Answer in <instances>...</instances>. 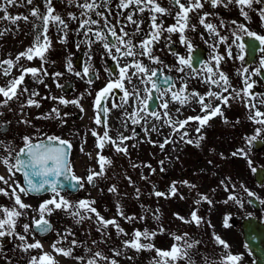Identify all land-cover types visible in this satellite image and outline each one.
Masks as SVG:
<instances>
[{
    "label": "snow or ice",
    "instance_id": "snow-or-ice-1",
    "mask_svg": "<svg viewBox=\"0 0 264 264\" xmlns=\"http://www.w3.org/2000/svg\"><path fill=\"white\" fill-rule=\"evenodd\" d=\"M26 4L33 5V0H25ZM68 3H74L75 0H67ZM110 0H103L102 4H98L96 0H83V2L77 3L76 6L81 9L80 16L87 17L86 19L79 20L74 13L69 12L68 17L70 20L79 21V28L77 32L79 33L81 29H84L83 35L89 37V33L95 37V39H89L87 41L89 45V54L88 59L91 60V45L97 41L102 42V47L106 53L117 62V68L119 70L118 78L114 80H109L106 85L96 91L95 98L93 101V106L95 110V116L93 123L98 127H103L102 135L99 134L94 129H89L91 136L96 138L95 148L100 151L96 152L95 159L96 163L99 165V171H93L89 169V173L86 176V181L88 184L95 186V181L98 178L105 177L106 171L112 165V161L100 154L103 149L111 144L117 153H122L124 155L128 154V148L125 145V141L132 139L133 137L123 136L122 134L117 138L113 139L109 135V123H108V112L109 108L103 106L104 102L107 101L110 97L115 95L114 90H119L123 93L119 97V103H112L111 107L116 108H131V112H127L126 115L131 119L133 125H139L141 121L149 123V118L161 123V127L167 126L172 130L173 134H179L180 139L185 144H194L199 147L200 142L205 139V136L202 134V129L209 126V121L217 116H220L224 123H228L226 117L224 116L223 108L231 107V101L240 100L243 103V106L249 110L250 115L248 119L257 125L255 129V134L250 137H246V141L251 144L256 141L258 137L264 134V111L261 110V107L264 106V98H260L257 103H252L253 99H257L256 94L251 90L254 87V82L251 81L252 75H260V69H254L252 73L249 74L248 68H243L240 71L242 78L243 88L237 89L233 87L230 83V78L219 69V64L224 58L220 55H213L212 60L214 61L213 65L205 63L201 68L197 69L193 67V62L198 60V57L194 54V48L192 42L187 38L185 33L187 31H195V26L190 24V13H196L199 10L205 8L206 4H210L213 9L223 6L227 8L230 5H235L240 13V16L243 17L245 21L250 20V11L256 12L259 16L264 27V7L254 8L253 5H259L264 3V0H187V3L182 2V0H170V3L173 5L175 11V20L174 24L164 26L163 21L158 22V16H165L169 14V9L161 7L158 3V0H120L118 7L123 11L128 9L130 6H135V10L138 13H144L148 11L151 13L149 16L150 30L147 35L139 42V44H134L131 39L125 40L124 38L129 36V33L125 31L124 27L119 29L120 34H117L115 27L112 25L111 21L107 16L102 12L97 11V9L104 7L106 11L110 13V8H108ZM23 6L19 3V0H0V13H3V16L0 19L10 20L11 23L15 24L17 21L23 19L28 21L27 16L17 15L11 17L8 13V7ZM45 12L41 13L39 8L32 7L30 15L35 17L37 20L42 21L43 27L38 32L33 42V45L27 48L24 52H21L16 55L15 62H19L22 58L28 61H32L34 58L41 60L40 68L36 67H24L20 66V74L15 78L8 81L6 86H0V108H6L8 111H11L10 102L19 100L20 96L29 93V98L25 103L20 105V108L25 107H41L39 101L33 99L32 97L39 96V92L32 91L29 92L27 87H22L25 83V77L31 75L34 82L38 84H43L44 81L41 79V76H49L50 74L44 68V61L46 59V52L51 47V40L49 39V28L54 25L57 27L58 31L64 33V36H61L60 43L65 42V36L67 35V29L69 28L68 23L58 14H55L56 9L54 6V0H44ZM94 12L97 17L100 19H93L89 13ZM213 13L204 12L203 15L198 17L199 23L204 27L205 31L208 32L211 36L217 37L220 44H224L227 41V37L221 36L220 32L217 31L216 26L207 22L206 20ZM127 21L135 25V34H142L143 29L141 28V22L133 19V14L128 13L126 15ZM103 21L104 28L108 29V35L113 37L114 42L109 43L107 37L104 34L103 28L93 32L90 25H99L100 21ZM117 23L119 21L117 20ZM231 24L235 26L231 30L232 44L228 45L227 54L231 59L233 58V53L231 51L232 45H235L238 49L239 54L235 57L236 59L243 61L244 60V51L245 44L242 41L243 36H247L254 41H258L261 46H264V35H259L250 30L245 24L238 23L237 21H231ZM39 25H33V30L35 31ZM220 28L227 27L225 24L221 23ZM164 32L167 33H179L180 43L184 45L188 52V57L185 58L179 54L173 52L172 55L176 57V66L168 65L163 63V61L156 55H154L153 48L154 45L159 43L161 36ZM3 32H0V35H3ZM203 38V37H202ZM80 47V44H77V48ZM209 47L215 49L217 45L209 44ZM252 47V45H248ZM139 49V51H136ZM114 50V53H113ZM261 51L264 52V47H261ZM131 58V61L120 65L119 60L121 58ZM137 57H144L150 60L153 65H162V67H148L145 65L142 60ZM0 65H6L3 68L2 74L7 77L11 75L12 69L15 67V63L12 60H0ZM90 65L85 67L84 75H89ZM260 67L264 68V59L260 61ZM191 69L190 72H186L185 69ZM68 70L71 71V63L68 64ZM165 70L175 71L180 75L179 79L181 81H186L187 79H200L201 83L211 84L218 91H213L211 88L205 93L200 94L195 91L189 92L188 85L186 82L181 83L179 87L174 82L173 78L165 75ZM247 74V75H246ZM53 80L60 77L62 73L56 72L51 74ZM80 75V73H76ZM112 73L109 72V76ZM160 77L157 81L156 77ZM99 79V76H97ZM138 81V83H136ZM126 82V83H125ZM92 83V81H88ZM160 84H163L164 87L161 88ZM131 85V89L127 87ZM140 85H145L143 88L144 95L141 96ZM147 85H150L148 87ZM60 87V85H57ZM45 87L47 85L45 84ZM153 93L156 94L155 99L161 101L158 107L162 112L155 110L150 111L152 107L149 104V101L153 99ZM264 97V94H261ZM165 97H170L172 104H179L180 107L175 108V112L179 114L181 108L188 105L192 100H195L196 104L199 105L200 113L194 116H188L183 120L173 119L172 113L169 110L170 101L165 99ZM51 99H57L56 97H50ZM59 104L75 105L80 109L81 112H84L85 109L81 107L79 100L72 99L67 100L63 97L58 98ZM213 100L219 101L213 107ZM207 101V102H206ZM138 102V103H137ZM195 111V109H193ZM101 113H103V119L101 118ZM143 113V115H141ZM53 114L56 119H61V113L58 108H53L50 113L45 114L44 116L37 117V119H51ZM2 115V113H0ZM66 115V114H65ZM197 122L198 126L195 128L197 138L195 140L187 138L189 133L186 129V126L190 122ZM64 121H62L63 123ZM239 123V121H236ZM20 123L31 126L29 120H21ZM6 125L0 124V128H5ZM145 133L157 131V126L152 124L150 128H145ZM37 135H25L22 137L23 146L18 149V151L12 147L8 146L4 148V151L7 153L4 156H0V165L5 169L6 175H0V183H3L7 186L8 190L5 188H0V196L8 197L13 206L3 207L0 206V213H2V218H0V238L4 237H14L16 240L23 242L17 247L21 248L23 251H28L30 249H43V245L40 241H35L32 243L27 242V234L30 230V227H35L38 229L41 234L47 233L50 228V221L46 219V216H50L54 210H62L69 213L73 218L76 219V223H82L85 220H92L93 216L95 221L98 223L96 231L102 232V229H107L109 226H113L116 229L118 235H128L125 233L124 229L119 226L115 219L107 220L94 207V200H79L75 204L66 200L60 193V188L64 187L61 184L60 178L68 181L70 186L83 188V181L81 177L75 175L73 170V165L70 160L71 150L73 145L68 140L62 139L56 135H47L41 133L39 129L36 130ZM152 143L151 140L148 141ZM175 143L174 140L170 138H165L163 142L159 143L161 150L165 148L167 144ZM3 142L0 141V145ZM81 152L84 151V148L81 147ZM242 155L246 156L243 149H237L232 155ZM89 158H92V155L89 153ZM163 164V161L160 162ZM211 163V161H209ZM249 166H251V161H248ZM133 167H138V165H132ZM145 167L151 168V165H145ZM153 171H155L153 169ZM161 171H164L161 168ZM253 172H256L255 168H252ZM17 174L22 176L23 182L17 178ZM141 179H146V177H141ZM190 188H195L196 185H189L187 181L183 182ZM223 183V181L221 182ZM176 182L170 186L169 193H163L160 191H154L153 194L156 197L170 198L171 196H176L177 188L175 186ZM243 187V185H241ZM227 191V187L225 188ZM249 196H252L253 193L244 189ZM110 193H116L117 189L115 186H112L108 189ZM42 192H50L52 195L49 199L42 201L38 208L35 210L39 214V219L33 217L32 225L24 224L23 231L25 234H20L16 231L17 222L20 217L25 215V210L30 209L32 206L30 204L24 203L22 196L26 197L32 194H40ZM139 193V189H137ZM138 198V197H137ZM181 199L184 197L181 196ZM237 198L234 195H229L226 201L223 203H228V201H236ZM202 201L211 203L207 196L201 195L200 199L195 201L196 204L201 203ZM238 202V201H237ZM264 203V201H261ZM91 214V215H90ZM117 215L124 218L126 221H135L137 218L135 216H125L124 213L120 210V206L117 205ZM177 219L181 220L183 223H194L197 227H200L205 223L204 218L198 216L197 210L191 212V219H185L180 217L178 214H174ZM139 219L143 220L144 217ZM158 219V217H157ZM209 227H212L210 222H207ZM225 227H230L228 224V218H225L224 221ZM159 232H163L164 229L161 227L158 229ZM67 235H73L72 233H67ZM103 235H107L106 232ZM157 235V231H149L145 229L144 231L134 230L131 234V239L123 241V248L131 249L136 252L141 251H154L155 257L153 258V264H178L179 261H182L183 264H196L194 257L198 254L197 251H192L197 248V245L201 243L199 240L188 241L184 238L187 237V233L181 235H176L174 240L177 243H173L170 249L163 250L155 248V245L151 242L142 243V240L152 241ZM66 236H61L60 239L53 242L51 245L53 251L64 257H71L75 260L83 261L84 257L73 256V248L78 246L76 240L71 241L72 247L63 248L58 247L62 244ZM184 240L183 246L178 242ZM213 240L217 246H221L224 250H228L230 245L222 239L220 236L213 234ZM103 242V241H101ZM96 241H93L95 244ZM247 247V246H246ZM89 252L91 250L89 249ZM114 257H120L124 255L123 249L112 252ZM127 259L132 260L134 257L128 256ZM242 256L238 254H232L231 252L226 251V255L220 257L219 264H240ZM99 261H104L105 264H118L116 259H110L105 256L102 252L96 251L91 254V257L87 259L86 264H98ZM29 264H56L54 257L49 254L42 252L39 257H32L29 261Z\"/></svg>",
    "mask_w": 264,
    "mask_h": 264
},
{
    "label": "rangeland",
    "instance_id": "rangeland-1",
    "mask_svg": "<svg viewBox=\"0 0 264 264\" xmlns=\"http://www.w3.org/2000/svg\"><path fill=\"white\" fill-rule=\"evenodd\" d=\"M102 0H96L100 4ZM83 2V0H75L74 3H68L67 0H54V6L56 9L55 14L60 15L69 25L67 29V35L65 36V42L60 43L61 36L64 33L58 31L57 27L52 25L49 28V39L51 40V47L46 52V59L44 61V68L50 74L49 76H41L43 79V84H38L34 82L33 77L28 75L25 77V83L22 87H27L29 92L37 91L39 96L32 97L33 99L39 101L41 107L33 109L35 114V124H39L41 121L48 122L50 125V133L58 134L59 136L67 137L68 139L74 141V153L71 156V162L73 165V170L77 174H81L84 181V186L78 192L72 195H64L63 197L75 204L79 200H94L96 203L94 207L105 219H115L121 228L124 229L125 233L128 235H118L115 227L109 226L107 229H102V232H97L96 228L99 226L95 221L93 216L92 220H85L82 223H76V219L73 218L69 213L62 210H54L55 213H59L57 219L50 217L53 220V228L49 233L45 235H38L36 232L30 230L27 234L23 231V225L29 224L31 226L33 217H39V214L35 211L38 205L46 199L43 197H22L24 203L30 204L32 207L25 210V215L20 217L17 222L16 231L20 234H25L27 237V242L32 243L35 241H40L43 245V249H30L28 251H23L17 245H21L23 242L16 240L12 237L9 245H13L14 256L13 259L16 264H29L32 257H39L42 252L51 254L56 264H86L88 258L91 254L100 251L105 256L110 259H116L118 264H153V258L155 257L154 251H141L136 252L131 249L123 248V241L131 239V234L134 230L144 231L145 229L149 231H157V235L154 240L146 241L142 240V243H153L155 248L168 250L171 248L173 243H177L174 240L176 235H181L187 233L185 240L193 241L194 239L208 238L205 236L206 229L202 226L197 227L194 223H183L181 220L177 219L174 214H178L180 217L185 219H191V212L200 208L202 205H206V202L202 201L196 204L195 201L200 199L201 195L211 196L214 192V185L223 183L226 186L233 185L236 183L234 170L235 161L232 160V154L235 152V148L238 143L234 137L230 138L231 135L236 131V125L238 120L243 118L244 110L242 111L238 100L231 101V107L223 108L224 116L226 117L228 123L222 124L218 123V127L215 125L214 121L218 119L222 120L220 116H217L216 120L209 122V126L202 129V134L205 139L200 142L199 147L194 144H185L181 139L179 134H173L172 130L166 125L161 127L159 121L152 120L149 118V123L141 121L139 124L140 131L138 133L133 132L134 125L131 123V119L126 115L127 112H131V108L125 106V108L111 107L112 103H119V97H110L106 106L110 109L108 112V123H109V135L113 139H117L121 134L127 137H133L132 139L126 140L125 145L128 148V154L124 155L122 153H117L111 144L107 145L103 151L100 152L101 155L112 161L111 167L106 171L105 177L98 178L95 181V186H90L86 181V176L89 173V169L93 171H99V165L96 163L95 155L96 152L100 151L95 148L96 138L91 136L89 129L96 130L102 135L103 127H98L93 123L95 116L94 106L89 102L93 103L96 91H99L106 85L109 80H114L119 76V70L117 68L114 74L109 76V71L107 67L108 59H112L102 47V42L97 41L91 45V56L92 59H88L89 45L87 41L89 39H95L92 33H89V37L83 35L84 29L77 32L79 28V21L70 20L68 13L72 12L79 20L86 19L87 17L80 16V11L76 4ZM19 3L23 6L8 7V13L11 17L17 15L27 16L28 21L23 19L17 21L15 24L11 23L10 20L0 19V60H12L15 63V67L12 69L11 75L5 77L0 74V86H6L8 81L20 74V66L24 67H36L40 68L41 60L34 58L32 61L26 59H21L19 62H15V57L17 54L24 52L27 48L33 45L36 35L42 29V21L37 20L35 17L30 15L32 7L39 8L41 13L45 12L44 0H33V5L26 4L25 0H19ZM120 0H110L108 8H110V13L105 10L104 7L97 9V11L102 12L105 16L109 18L115 30L120 34L119 29L124 27L125 31L129 33V36L124 39H131L134 44H138L135 34V25L130 24L126 15L128 13L133 14V19L137 20L138 12H131L135 10V6H130L128 9H121L118 7ZM93 19L99 20L100 18L95 15L94 12L89 13ZM3 13H0V17ZM117 20L119 23H117ZM138 21V20H137ZM39 25V27L34 31L33 25ZM103 26V21H100L99 25H90L93 32L101 29ZM134 35V36H133ZM137 36V35H136ZM77 44L80 47H85L86 49V65L91 66L90 68L96 73V78L92 80V83H88L83 73H80L73 65L71 57L79 50ZM139 51V49H136ZM114 53V50H113ZM115 54V53H114ZM154 55H156L154 53ZM142 60V62L148 67H155L150 60L144 57H137ZM131 61V58H121L119 60L120 65H124ZM71 63V71L68 70V64ZM6 65H0V73H2L3 68ZM186 72H190V69H185ZM62 73V75L53 80L51 74ZM80 73V75H76ZM181 74L177 73V87L181 83L193 84V89H188L189 92L195 91L200 94L205 92V83H201L200 79H187L186 81H181L179 79ZM99 76V79H97ZM69 77L76 78L79 83L78 87L72 94L64 95L59 87L60 81ZM126 83V82H125ZM138 83V81H136ZM45 84L47 87H45ZM150 87V85H147ZM131 89V85H127ZM141 89V96L144 95L143 88L145 85L139 86ZM218 91V90H217ZM50 97H56L57 99H51ZM65 98L67 100L77 99L80 105L85 109L81 119L72 118V115L78 109L75 105H61L59 104L58 98ZM29 98V93H25L20 96L19 100L10 102L11 109L14 106L20 107L22 103H25ZM2 99V98H0ZM170 101V97H165ZM215 101V100H213ZM138 103V102H137ZM180 107L179 104H172L170 101L169 110L175 111V108ZM53 108H58L61 113V119H56L54 114L51 119H37L38 116H44L50 113ZM195 109V111H193ZM155 111L162 112L161 109L155 108ZM0 121L8 118V110L6 108H0ZM66 114V115H65ZM200 113L199 105L196 104L195 100H192L188 105L181 108L179 114L172 113L173 119L183 120L189 115H197ZM143 115V113H141ZM62 121H64L62 123ZM232 122V123H231ZM152 124L157 126V131L145 133V128H150ZM198 126L197 122H190L186 126L189 136L187 138L195 140L197 138V133L195 128ZM9 131L3 134L5 137L9 136ZM165 138H170L175 141V143L167 144L163 150L158 146L159 143L163 142ZM151 140L152 143L148 141ZM81 147L84 151L81 152ZM92 155L89 158L88 154ZM163 161V164L160 162ZM211 161V163H209ZM132 165H138V167H133ZM145 165H151V168L145 167ZM161 168L164 171H161ZM153 169L155 171H153ZM0 171L5 172V169L0 165ZM6 173H4L5 175ZM146 177V179H141V177ZM187 181L189 185H196L195 188H190L183 182ZM176 182L175 186L177 191L181 195L171 196L170 198L156 197L153 192L160 191L163 193H169L170 186ZM115 186L117 189L116 193H110L108 189ZM178 186V187H177ZM1 188L7 189L6 185ZM139 189V193H137ZM49 198L52 194H48ZM184 198L181 199L180 197ZM138 197V198H137ZM188 200H193L190 202ZM3 201V199H2ZM117 205L120 206V210L125 216H135L137 219L135 221H126L121 216L117 215ZM0 206H3L0 204ZM13 206V205H12ZM4 207V206H3ZM11 208V207H10ZM203 211L199 212L203 215ZM2 213H0V218H2ZM91 215V214H90ZM144 217L143 220L139 219ZM158 217V219H157ZM163 228V232H159L158 229ZM72 233L73 235H67V233ZM106 232L107 235H103ZM61 236H66L64 242L58 247L69 248L72 247L71 241L76 240L78 246L73 248V256L84 257L83 261H77L71 257H64L62 255L56 254L51 245L53 242L61 238ZM2 238H0L1 240ZM93 241H96L93 244ZM103 241V242H101ZM205 242V241H203ZM181 246L184 244V240L178 242ZM3 247L2 245H0ZM89 249L91 252H89ZM123 249L124 255L120 257H114L113 250L119 251ZM204 253H198L194 259L196 264H201L200 261L205 259ZM128 256L134 257V259H127ZM11 258V257H10ZM5 263H12L9 260ZM98 264H105L104 261H99ZM178 264H183L179 261ZM203 264V263H202Z\"/></svg>",
    "mask_w": 264,
    "mask_h": 264
},
{
    "label": "flooded vegetation",
    "instance_id": "flooded-vegetation-1",
    "mask_svg": "<svg viewBox=\"0 0 264 264\" xmlns=\"http://www.w3.org/2000/svg\"><path fill=\"white\" fill-rule=\"evenodd\" d=\"M182 2L187 3V0H182ZM102 3L103 0L100 4ZM158 3L161 7L169 9V14L165 16H158V22L162 20L165 27L174 24L175 20L173 17L175 16L176 9H174L170 0H158ZM253 7L257 9L264 7V3L259 5L254 4ZM131 12L136 13L133 9ZM204 12L214 14L207 18L206 23H213L216 26L217 31L220 32L221 36L228 38L224 44H220L219 39L211 36L199 23L198 17L203 15ZM150 15L151 13L148 11H145L142 14H137L136 19L141 22V28L143 29V33L138 34L139 42L150 30ZM189 15L191 17L190 24L195 26V31L189 30L185 33V35L193 44V48L195 50L194 54L198 57V59L202 57L200 66H203L205 63L213 65L214 61L212 60V56L214 54L223 56L224 58L219 64V69L230 78L231 85L237 89H241L244 86L242 84V78L239 70L246 67L248 68L250 74L254 69H260V75H252L250 81L254 82V87L251 91L256 94L257 97V99H253L251 102L258 104V100L260 98H264L261 96V94H264V68L260 67V61L261 59H264V52L261 51V47L264 46H261L258 41H254L247 36H243L241 42L245 44V51L243 53L245 57L244 60L240 61L235 58L239 54L235 45H232L231 48L233 58L230 59L227 54L228 45L232 44V40L234 39L231 30H233L235 26L231 24V21L235 20L238 23L245 24L251 31L259 35H264V27L261 26L262 22L256 12L250 11V20L245 21L243 17L240 16L239 10L235 5H230L227 8L220 6L213 9L210 4H206L204 9L199 10L196 13H190ZM221 23L225 24L227 27L220 28L219 26ZM209 44H215L217 47L213 49L212 47H209ZM248 45H252V47H248ZM153 52L163 61V63L172 66H176V57L172 55L173 52L185 58L189 55L186 47L180 43L179 33L170 34L164 32L159 43L154 45ZM155 67H162V65H155ZM164 74H171L174 82L177 84V72L174 70H165ZM187 85L188 89H193V84L189 85L187 83ZM210 88L213 91L217 90L213 85L206 84V92ZM160 103L161 101L157 100V109H160L158 107ZM238 103L242 108L241 110H244V115L242 119L238 120L239 123H237L236 131L232 137H234L238 143L235 152L237 149H243L246 156H242L240 154L233 156L235 161L234 170L236 171V183L228 186L221 183L215 184L213 189L214 193L208 197L211 203L206 202V205H202L200 208L196 209L197 214L200 217L203 216L200 215L199 212L204 210L202 213L205 216V218L203 217L205 223L201 226L203 229H206L205 236H208V238H202L205 242L201 240V243L197 245V248L192 250H198V253H204L206 255H204V261H200L201 264H219L220 257L226 255V251L231 252L232 254L241 255L242 260L240 264H254V257L244 244L241 237V222L248 216H255L264 221V203H261V201H264V134L258 137L257 140L251 144L246 141V137L253 136L255 134V129L262 126L252 123L248 119V116L250 115L249 110L243 106V103L240 100H238ZM261 110L264 111V106L261 107ZM77 113L82 116L80 109L77 110ZM172 113L176 112L172 111ZM37 117L40 116L37 115ZM8 118L10 119L0 121V124L6 125L5 128H0V141L3 142V144L0 145V156L7 154L4 151V148L8 146H12L18 151L20 146L23 144L22 137L25 135H37V129H39L41 133H45L47 135L51 134L48 122L43 120L39 122V124H35V114L33 109L30 107L21 109L16 105L8 112ZM21 120H29L31 122V126L20 123ZM8 131L10 134L8 137H5L3 134ZM56 136L60 138H67L63 136L61 137L58 134H56ZM70 142L73 145L71 150L72 156V154H75L73 151L74 141L70 140ZM249 160L252 162L251 166H249ZM252 168H255L256 172H253ZM17 178L22 182V179L18 174ZM3 185V183H0V188ZM241 185H243V187H241ZM226 187L227 191L225 190ZM245 188L252 192L253 195L249 196L244 190ZM229 195H234L237 200L223 203V201L228 199ZM26 197H33V195ZM46 198L49 199V195H47ZM188 201L193 202V200ZM0 204L9 208L13 205L12 201L8 197L4 196H0ZM58 216L59 215L54 214V211L52 212V217H54V219H57ZM226 217L228 218V224L230 227L224 226ZM47 218L48 216H46V219ZM207 222H210L212 227H209ZM213 234L224 239L230 245V248L228 250H224L221 246H217L213 240ZM11 239L12 237H4L0 240V245L3 246H0V264H16L13 259L15 248L13 245H9ZM5 258L7 262L9 260L13 262L5 263Z\"/></svg>",
    "mask_w": 264,
    "mask_h": 264
},
{
    "label": "water",
    "instance_id": "water-1",
    "mask_svg": "<svg viewBox=\"0 0 264 264\" xmlns=\"http://www.w3.org/2000/svg\"><path fill=\"white\" fill-rule=\"evenodd\" d=\"M81 54L75 57L76 64L80 62ZM71 82H67L69 86ZM154 94V93H153ZM61 184L64 185L62 189H66L69 191H74V188H70V184L68 181L63 180L60 178ZM243 238L247 243L248 247L251 249L253 254L256 257L257 263L256 264H264V223L261 222H244L243 223ZM35 228V227H34ZM36 229V228H35ZM39 233H41L38 229H36Z\"/></svg>",
    "mask_w": 264,
    "mask_h": 264
}]
</instances>
